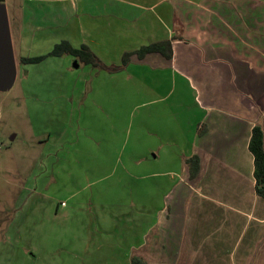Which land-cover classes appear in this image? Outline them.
Returning <instances> with one entry per match:
<instances>
[{
  "label": "crops",
  "instance_id": "obj_1",
  "mask_svg": "<svg viewBox=\"0 0 264 264\" xmlns=\"http://www.w3.org/2000/svg\"><path fill=\"white\" fill-rule=\"evenodd\" d=\"M2 1L19 58L67 41L120 68L73 60L85 75L72 92H87L91 111L148 108L144 156L154 170L132 176L149 181V204H120L101 222H57L70 251L83 252L69 264H264V199L248 149L255 126L264 134V0ZM163 41L170 60L134 54ZM131 153L128 162L141 167L144 156ZM140 188L132 194L142 196Z\"/></svg>",
  "mask_w": 264,
  "mask_h": 264
},
{
  "label": "rangeland",
  "instance_id": "obj_2",
  "mask_svg": "<svg viewBox=\"0 0 264 264\" xmlns=\"http://www.w3.org/2000/svg\"><path fill=\"white\" fill-rule=\"evenodd\" d=\"M13 48L16 80L0 93V264H69L83 252L70 251L57 222H101L120 204H149V181L138 185L132 176L154 170L144 156L148 108L127 105L119 116L91 111L87 92H72L75 77L85 75L73 68L74 57L21 66ZM132 150L133 160L144 156L141 167L128 162ZM104 155L107 163L95 162ZM136 186L144 196L132 194Z\"/></svg>",
  "mask_w": 264,
  "mask_h": 264
},
{
  "label": "trees",
  "instance_id": "obj_3",
  "mask_svg": "<svg viewBox=\"0 0 264 264\" xmlns=\"http://www.w3.org/2000/svg\"><path fill=\"white\" fill-rule=\"evenodd\" d=\"M160 54L164 59L170 60L172 58V48L170 41H163L148 46L141 47L134 54L142 59L148 54ZM131 54H126L122 58V66H126L129 62ZM63 56H72L77 60L78 63L83 65H91L93 67H99L110 72L118 71V67L105 68L99 60L92 54V52L86 47L81 46L79 49H74L67 41H62L56 44L52 50L43 56L39 57H20L18 63L22 65H33L39 64L47 58H60ZM76 62V63H77ZM77 63V64H78ZM248 149L253 156L254 160V180H255V191L258 196L264 199V134L260 126H255L252 129L251 138L248 144ZM195 159V158H194ZM194 161V160H193ZM191 161V162H193ZM196 172H192L193 177ZM132 264H144L143 261L133 259Z\"/></svg>",
  "mask_w": 264,
  "mask_h": 264
},
{
  "label": "water",
  "instance_id": "obj_4",
  "mask_svg": "<svg viewBox=\"0 0 264 264\" xmlns=\"http://www.w3.org/2000/svg\"><path fill=\"white\" fill-rule=\"evenodd\" d=\"M77 69L78 64L73 63ZM17 76V63L14 55L9 19L5 4L0 2V93L12 88Z\"/></svg>",
  "mask_w": 264,
  "mask_h": 264
}]
</instances>
